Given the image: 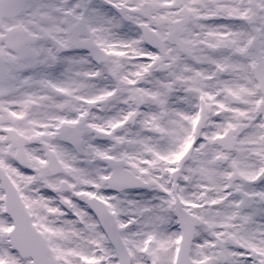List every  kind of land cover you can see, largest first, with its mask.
Segmentation results:
<instances>
[{
    "label": "snow or ice",
    "instance_id": "6c2138e0",
    "mask_svg": "<svg viewBox=\"0 0 264 264\" xmlns=\"http://www.w3.org/2000/svg\"><path fill=\"white\" fill-rule=\"evenodd\" d=\"M0 264H264V0H0Z\"/></svg>",
    "mask_w": 264,
    "mask_h": 264
}]
</instances>
